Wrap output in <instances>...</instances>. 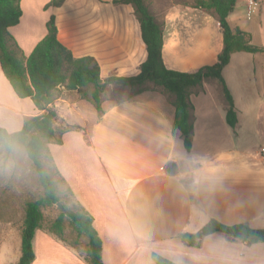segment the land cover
Returning <instances> with one entry per match:
<instances>
[{
    "label": "crops",
    "instance_id": "0c3cea01",
    "mask_svg": "<svg viewBox=\"0 0 264 264\" xmlns=\"http://www.w3.org/2000/svg\"><path fill=\"white\" fill-rule=\"evenodd\" d=\"M49 1L22 0L20 22L9 29L26 57L46 35V23L54 15L59 42L75 58L95 59L103 83L111 76L139 74L147 52L130 6L114 5V0H66L45 10ZM245 4L243 0L246 15ZM163 24L161 56L167 69L193 73L217 62L223 38L215 18L174 4L165 11ZM262 34L264 39L263 29ZM250 55L258 54H232L222 71L237 114L234 131L226 122V103L215 81H205L190 96L194 120L189 152L181 133L172 129V98L163 93L147 90L125 100H102V116L96 110L92 114L77 91H63L50 105L57 113L55 137L47 145L52 165L74 203L93 218L103 264H154L153 253L175 264H264V243L248 245L220 233L202 237L198 247L180 240L210 220L264 229V57L256 64ZM42 113L29 98L14 94L0 68V128L18 132L26 119ZM60 122L78 129L58 135ZM75 132L84 136L88 158L106 180L112 193L109 203L78 196L86 186L98 185L88 175L86 159L57 156L65 148V137ZM64 162L72 171L64 169ZM171 162L177 167L173 175L165 172ZM21 232L22 226L0 234V264L19 262ZM32 249L31 264H88L84 250L47 230L35 232Z\"/></svg>",
    "mask_w": 264,
    "mask_h": 264
},
{
    "label": "trees",
    "instance_id": "16d2710c",
    "mask_svg": "<svg viewBox=\"0 0 264 264\" xmlns=\"http://www.w3.org/2000/svg\"><path fill=\"white\" fill-rule=\"evenodd\" d=\"M22 0H0V68L7 83L19 99L29 98L33 106L43 113L23 122L18 132L9 134L0 128V148L10 154L21 148L31 162L42 187L43 193L35 200L25 203L21 232V257L17 264H31L34 259L32 240L35 232L42 229L43 209L62 204L59 214L48 226V231L68 244L65 224L70 225L75 233L72 247L79 244L84 237L85 259L88 264H103L102 242L94 229L93 218L78 204L69 207L62 203L58 181L53 178L49 169L43 165L45 158L52 165L48 143L55 137L53 122L57 113L50 108L63 91H77L82 100L88 101L95 108L98 116L103 115L101 95L106 85L127 87L137 94L148 90V85L160 88L162 93L172 98L174 120L172 129L181 133L184 148L191 149L193 134V106L190 96L201 90L203 83L212 80L219 86L226 103L225 119L234 131L238 119L232 96L227 88L222 71L230 62L234 53L264 54V46L252 44L251 35L239 28L232 29L228 22L229 15L235 9L238 0H191L181 5L199 9L219 23L223 48L217 62L206 65L193 73H182L169 70L162 61L163 22H157L145 0H114V5H128L139 23L141 39L146 47L147 57L140 66V72L133 77L111 76L103 83L100 69L92 57L75 58L71 51L62 45L57 38L56 18L51 15L46 23V35L36 44L26 57L9 29L20 22ZM66 0H50L44 9L59 8ZM67 126L61 134L76 129ZM61 141L58 140L57 144ZM56 173V172H55ZM57 175V173H56ZM64 184L59 179V184ZM69 193L68 189H66ZM70 194V193H69ZM71 196V194H70ZM220 233L228 238L248 245L264 243V229H251L246 225H224L210 220L201 230L194 234H183L181 242L189 247H198L202 237ZM154 264H175L158 254L153 253Z\"/></svg>",
    "mask_w": 264,
    "mask_h": 264
},
{
    "label": "rangeland",
    "instance_id": "374dc122",
    "mask_svg": "<svg viewBox=\"0 0 264 264\" xmlns=\"http://www.w3.org/2000/svg\"><path fill=\"white\" fill-rule=\"evenodd\" d=\"M148 8L156 18L157 22H163V16L165 11L174 4L181 5L183 2L191 0H145ZM247 0H245L246 2ZM259 4L258 10L253 15V17L248 20L246 18L244 8L242 6L243 0H238L237 7L235 8L233 14L230 17L231 27L238 26L245 32H250L252 35V44L255 46L260 45L264 42L262 38V29L264 30V0H256ZM196 23L188 24L190 26ZM249 55V54H248ZM255 57L256 64L258 63L260 57L264 55H250ZM257 70V67H256ZM148 91L160 92V88H154L152 85H148ZM137 95V93L127 87H120L115 85H106L103 94L101 95V101L115 102L119 100H125ZM165 95V94H164ZM88 107L90 111L95 113V108L88 101ZM92 114L87 115L92 116ZM96 116V114H95ZM92 122V119H89ZM59 128L56 129L59 135L61 130L66 128L61 122ZM78 129V128H76ZM74 129V130H76ZM7 131V130H6ZM9 134L10 131H7ZM14 132V131H13ZM75 136L65 137V148L64 150L57 153V156H74L78 157L81 162L87 161L88 175L91 177L93 183H96L95 187L86 186L85 191L81 193L78 191L79 197H83L85 200H90L92 202H107L109 203L112 198V193L107 186L106 180L101 176L99 169L92 159L88 158L90 153L89 146L84 140V136L80 133H73ZM76 137V138H74ZM252 138H249L250 142ZM72 147V148H71ZM56 152V151H55ZM43 165L49 169L51 175L55 180L58 181V189L60 190L61 202L65 203L69 207L74 205L73 198L67 192L66 188L62 183L59 184V179L54 171L53 166L43 158ZM83 168V167H82ZM64 169L67 172L72 171L71 167L67 166L64 162ZM78 172V170H77ZM43 193L42 187L39 183L38 176L27 158L25 152L21 148H16L15 151L8 154L3 149L0 148V234L5 232V230L12 228V230H19L22 226V220L24 215L25 203L30 200H35ZM62 205V204H61ZM60 210L57 205H52L43 209V223L42 229L48 231V226L56 219ZM39 234L41 232H38ZM66 240L69 243H73L75 239V233L71 230L68 223L65 224V234ZM79 244L74 247L81 252L84 250V237L79 238Z\"/></svg>",
    "mask_w": 264,
    "mask_h": 264
},
{
    "label": "built area",
    "instance_id": "2783aa9c",
    "mask_svg": "<svg viewBox=\"0 0 264 264\" xmlns=\"http://www.w3.org/2000/svg\"><path fill=\"white\" fill-rule=\"evenodd\" d=\"M258 2L256 0H247L245 7H246V18L250 20L253 15L256 13L258 10ZM260 157L261 160L264 161V149L260 150Z\"/></svg>",
    "mask_w": 264,
    "mask_h": 264
},
{
    "label": "water",
    "instance_id": "95a60500",
    "mask_svg": "<svg viewBox=\"0 0 264 264\" xmlns=\"http://www.w3.org/2000/svg\"><path fill=\"white\" fill-rule=\"evenodd\" d=\"M176 171H177V167H176L175 163L171 162L165 167V172L167 174H169V175L175 174ZM57 206L61 208V204L60 203H58Z\"/></svg>",
    "mask_w": 264,
    "mask_h": 264
}]
</instances>
